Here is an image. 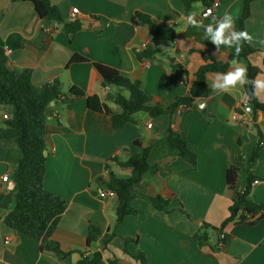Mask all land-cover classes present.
I'll return each mask as SVG.
<instances>
[{
    "label": "crops",
    "instance_id": "obj_1",
    "mask_svg": "<svg viewBox=\"0 0 264 264\" xmlns=\"http://www.w3.org/2000/svg\"><path fill=\"white\" fill-rule=\"evenodd\" d=\"M50 1L64 21H78L80 30L68 36L61 24L42 20L31 2L0 0V36L18 33L23 42L22 48L9 53L8 67L17 71L31 69L36 87L57 80L64 92L76 86L85 95L97 94L112 109H117L109 98L114 89L103 85L92 62L138 80L152 97L150 104L162 103L167 109L177 96L188 93L194 80L200 58L192 50L221 61L237 53L235 46L217 48L205 38L203 27L188 25L187 20L191 16L203 25L213 23L215 27L214 22H223L229 12L235 19L231 31H237L244 0H215L218 4L212 3L211 13L200 2L186 13L180 0ZM137 11L148 14L160 27L173 29L174 39L154 38L148 25L138 20ZM244 31L251 37L249 44L257 49L248 56L249 63L259 69L255 81H264V54L260 51L264 48V0L250 4ZM225 34L231 43L230 31ZM143 44L156 53L138 60L136 52ZM239 47L241 52L244 40ZM74 54L89 61L68 64ZM246 66L245 61L233 62L223 74ZM217 74L207 75L205 101L197 104V98L192 106L179 107L171 116L173 128L184 136L196 155L195 165L171 149L166 139L168 113L150 117L140 111L134 114L135 122L114 129L108 116L88 109L85 96L50 103L45 124L43 187L68 201L52 233L61 249L71 252L63 259L52 251L41 250L38 240L10 230L3 222L5 214L15 206L12 173L21 152L15 142V129L4 123L9 111L0 106V264H76L82 252L97 250L102 252L103 264H142L140 254L145 264H264V218L252 225L229 223L223 230L227 241L217 247L214 235L212 248L199 245L193 238L204 223L219 226L228 215L232 192L226 186L225 171L229 164L240 170L235 191L242 192L248 174L255 175L258 182H251L248 198L264 203V111L252 113L245 83L238 82L228 91L213 88ZM255 92L257 99L264 101V89L255 88ZM253 121L263 138L257 160L247 169L246 159L259 140ZM135 140L152 144L148 162L158 166L156 174L144 176L139 188L161 194L168 200L167 211H158L136 197L132 204L138 214L116 224L117 198L100 196L106 188L97 180L105 178L109 171L121 178L130 176L131 168L120 167L118 162L137 152ZM5 174L8 178L4 181ZM90 223L100 229L101 238L86 247ZM112 233L115 235L102 248L101 239Z\"/></svg>",
    "mask_w": 264,
    "mask_h": 264
},
{
    "label": "trees",
    "instance_id": "obj_2",
    "mask_svg": "<svg viewBox=\"0 0 264 264\" xmlns=\"http://www.w3.org/2000/svg\"><path fill=\"white\" fill-rule=\"evenodd\" d=\"M31 2L38 16L47 22H56L62 25L63 31L72 36L81 28L78 21L66 22L62 18L58 8L50 0H23ZM184 5V10L188 13L192 5L200 2L209 8L215 0H180ZM253 0H244L242 14L239 19L237 31H244V20L250 15V4ZM136 16L139 21L148 25L152 36L159 40L171 41L175 37V32L170 28H162L146 14L137 11ZM244 49L239 53H230L225 61L216 59L211 54L199 50H192L199 55L200 63L194 73V80L189 85L186 95L177 96L169 103L167 109L162 103L151 105V96L144 92L138 80H132L126 74L108 65L92 62L95 69L102 78L105 86H110L114 91L109 98L116 105L117 109L110 108L103 102L97 94L85 95L84 91L76 86H71L64 92L60 83L55 80L45 83L40 87L32 83V70H13L8 67L9 53L6 49L16 51L22 48V37L18 33L10 34L6 38L0 36V106L8 109V116L4 123L15 129V142L21 152L20 159L13 170L12 179L15 182V206L5 214L3 222L14 232H19L39 241L41 250L52 251L60 259L65 258L71 252L61 249L59 243L52 239V233L57 225L59 217L66 210L68 201L58 195L46 191L43 187V176L45 171L46 156L45 150V124L50 109V103H65L72 96H85L88 109L105 114L110 119V125L114 129L124 127L128 122H135L134 114L140 111L146 112L150 117H157L168 113L170 123L167 130L166 139L173 151L190 164H196V155L188 147L184 136L176 131L172 126L171 116L179 107H190L197 98H206L207 75L209 73H225L233 62H247L248 83L244 84L247 95V105L256 111H264V101H259L256 96L255 87L252 81L259 72V69L249 63L248 56L257 49L248 41H245ZM264 54V48L260 49ZM156 53L153 48H143L136 52L138 60L151 58ZM89 60L79 54H74L68 64L88 62ZM174 69L175 67L172 66ZM264 68V57H263ZM123 91H126L125 95ZM62 96V98H61ZM259 140L256 143L251 155L246 159V168H251L258 157V150L262 144V134L258 127H255ZM137 152L128 157L123 162H118L120 167L131 168V174L127 178H121L113 172H108L107 176L100 177L97 181L107 189L114 191L117 198L115 209V223L120 224L126 216H134L138 211L133 207L132 201L139 197L148 202L158 211H167L168 200L161 194L141 190L144 176L147 173L156 174L157 165L148 162V154L152 144H143L140 140L133 142ZM114 158H112L113 160ZM239 168L229 164L225 171V182L228 190L232 192L231 203L228 208V215L219 226H212L204 223L202 227L194 233V240L201 246L212 248V235L216 238L215 246L224 244L227 235L223 234L224 228L229 223L254 224L259 219L264 218V203L254 202L248 198L250 194V184L256 178L255 175L248 174L247 186L242 192L235 191L239 177ZM115 234L105 235L102 241V248H106ZM101 238V231L90 223L87 227L86 247L91 242ZM124 244L127 239H123ZM142 264L145 258L139 256ZM76 264H103L101 250L90 253H81V257ZM110 264H115L113 261Z\"/></svg>",
    "mask_w": 264,
    "mask_h": 264
},
{
    "label": "clouds",
    "instance_id": "obj_3",
    "mask_svg": "<svg viewBox=\"0 0 264 264\" xmlns=\"http://www.w3.org/2000/svg\"><path fill=\"white\" fill-rule=\"evenodd\" d=\"M215 27L213 23L208 25H203L201 22L193 19L191 16L187 20V24L194 26L196 28L203 27L204 36L206 39L211 41L218 48L220 45L227 46L229 48L235 46L237 53L240 51V43L242 40H250L251 37L245 31H231L235 25V19L233 14L227 13L224 16L223 22L215 21ZM226 30L231 33V43L229 42V37L226 36ZM247 69L244 67H236L234 71L228 72L227 74L218 73L216 80L212 87L215 89H222L228 91L230 87H236L239 84L248 83L247 79ZM254 87L257 89H264V81H252Z\"/></svg>",
    "mask_w": 264,
    "mask_h": 264
},
{
    "label": "built area",
    "instance_id": "obj_4",
    "mask_svg": "<svg viewBox=\"0 0 264 264\" xmlns=\"http://www.w3.org/2000/svg\"><path fill=\"white\" fill-rule=\"evenodd\" d=\"M218 3L217 2H215L214 1V5L216 6ZM73 16H75V14H73ZM229 39H230V37H229ZM143 48H146V44H143L142 45V49ZM6 51H7V53H10L11 52V50L10 49H6ZM148 126H151V122H148ZM7 178H8V174H5L3 177H2V180H7ZM254 182L255 183H257L258 182V180H254ZM100 196H116L115 195V193H114V191H112V190H110V189H104V190H102L101 192H100ZM221 237H224V234H221ZM9 240V237L7 236L6 237V241H8Z\"/></svg>",
    "mask_w": 264,
    "mask_h": 264
},
{
    "label": "water",
    "instance_id": "obj_5",
    "mask_svg": "<svg viewBox=\"0 0 264 264\" xmlns=\"http://www.w3.org/2000/svg\"><path fill=\"white\" fill-rule=\"evenodd\" d=\"M207 11H208V13H211V9L210 8ZM199 101H205V99L199 98L198 101H197V104H199Z\"/></svg>",
    "mask_w": 264,
    "mask_h": 264
}]
</instances>
